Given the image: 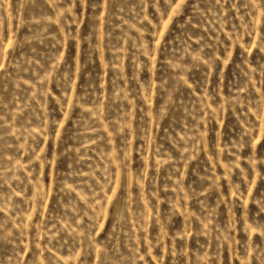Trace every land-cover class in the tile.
<instances>
[{"label": "rangeland", "instance_id": "obj_1", "mask_svg": "<svg viewBox=\"0 0 264 264\" xmlns=\"http://www.w3.org/2000/svg\"><path fill=\"white\" fill-rule=\"evenodd\" d=\"M0 264H264V0H0Z\"/></svg>", "mask_w": 264, "mask_h": 264}]
</instances>
